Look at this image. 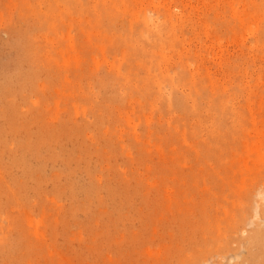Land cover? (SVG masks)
Returning <instances> with one entry per match:
<instances>
[{"label":"rangeland","instance_id":"374dc122","mask_svg":"<svg viewBox=\"0 0 264 264\" xmlns=\"http://www.w3.org/2000/svg\"><path fill=\"white\" fill-rule=\"evenodd\" d=\"M261 193L264 0H0V264H264Z\"/></svg>","mask_w":264,"mask_h":264},{"label":"bare ground","instance_id":"6f19581e","mask_svg":"<svg viewBox=\"0 0 264 264\" xmlns=\"http://www.w3.org/2000/svg\"><path fill=\"white\" fill-rule=\"evenodd\" d=\"M25 163H26V162H25L24 160H21V161H19V162L17 163V165H19V166H21V165L26 166ZM258 198H259V201H258V202L261 203L262 201H264V194H263V193L259 194ZM238 224H239V222H237L236 224L232 225V226L230 227V230H231V231H234V229L238 226ZM226 249L229 250V249H230L229 246H227Z\"/></svg>","mask_w":264,"mask_h":264}]
</instances>
